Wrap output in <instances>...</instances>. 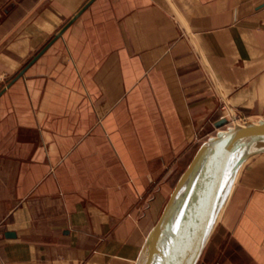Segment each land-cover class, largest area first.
<instances>
[{"label":"crops","instance_id":"0c3cea01","mask_svg":"<svg viewBox=\"0 0 264 264\" xmlns=\"http://www.w3.org/2000/svg\"><path fill=\"white\" fill-rule=\"evenodd\" d=\"M87 1L0 23V264H133L219 107L264 106V0H93L8 85ZM197 264H264V154Z\"/></svg>","mask_w":264,"mask_h":264},{"label":"water","instance_id":"95a60500","mask_svg":"<svg viewBox=\"0 0 264 264\" xmlns=\"http://www.w3.org/2000/svg\"><path fill=\"white\" fill-rule=\"evenodd\" d=\"M88 0L8 82L22 75L90 2ZM1 93V92H0ZM196 147L179 174L133 264H197L232 194L244 165L264 154V119L221 128ZM6 235H13L6 232Z\"/></svg>","mask_w":264,"mask_h":264},{"label":"rangeland","instance_id":"374dc122","mask_svg":"<svg viewBox=\"0 0 264 264\" xmlns=\"http://www.w3.org/2000/svg\"><path fill=\"white\" fill-rule=\"evenodd\" d=\"M10 8H11V0H0V21H2V22H0L1 27H2L1 29L9 27V25H10V22H9L10 15L5 14V10H7L9 12ZM228 107H229L228 105H226L225 109H222L221 107H219V109H218L219 114L218 115H220L222 113H228V116H227L228 118L231 116H234V117L239 116V119H240L239 121H242V120L257 121L259 119H264V106L263 107H254L252 109H237L236 111L232 110V109L230 110ZM234 121H237V123H238V120H234ZM232 122H233V120H232ZM230 123H231V121L227 122L221 128H226L227 126H229ZM240 123H243V122H240ZM216 131H217V128L211 124L210 134L212 135ZM199 143L196 144L195 149L199 145ZM192 155H190L188 161L190 160ZM187 163H185V165L178 170L179 174L181 173V171L183 170V168L186 166ZM178 176H177V178H178ZM177 178H176V180H177ZM176 180H173V185L176 182ZM173 185H172V187H173Z\"/></svg>","mask_w":264,"mask_h":264},{"label":"built area","instance_id":"2783aa9c","mask_svg":"<svg viewBox=\"0 0 264 264\" xmlns=\"http://www.w3.org/2000/svg\"><path fill=\"white\" fill-rule=\"evenodd\" d=\"M225 105H223V106H221V108L222 109H225ZM228 116V113H222V114H220L219 115V118H221V117H226V119H227V122H230L231 121V123L229 124V126H231V125H233V124H235V123H237V121H234V120H238V123H240V122H244L245 120H242V121H239L240 119H239V116H231V117H227ZM232 120H233V122H232Z\"/></svg>","mask_w":264,"mask_h":264},{"label":"bare ground","instance_id":"6f19581e","mask_svg":"<svg viewBox=\"0 0 264 264\" xmlns=\"http://www.w3.org/2000/svg\"><path fill=\"white\" fill-rule=\"evenodd\" d=\"M246 121H248V120H246ZM244 122H245V121H244ZM244 122H243V123H244ZM252 122H256V121H252ZM235 124H242V123H235ZM233 125H234V124H233Z\"/></svg>","mask_w":264,"mask_h":264}]
</instances>
